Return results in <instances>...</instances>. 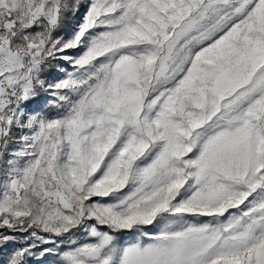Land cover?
<instances>
[{
  "label": "snow or ice",
  "instance_id": "1",
  "mask_svg": "<svg viewBox=\"0 0 264 264\" xmlns=\"http://www.w3.org/2000/svg\"><path fill=\"white\" fill-rule=\"evenodd\" d=\"M0 264H264V0H0Z\"/></svg>",
  "mask_w": 264,
  "mask_h": 264
}]
</instances>
